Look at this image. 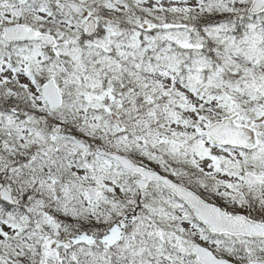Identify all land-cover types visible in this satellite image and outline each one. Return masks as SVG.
I'll return each mask as SVG.
<instances>
[{"label":"snow or ice","instance_id":"6c2138e0","mask_svg":"<svg viewBox=\"0 0 264 264\" xmlns=\"http://www.w3.org/2000/svg\"><path fill=\"white\" fill-rule=\"evenodd\" d=\"M0 264H264V0H0Z\"/></svg>","mask_w":264,"mask_h":264}]
</instances>
